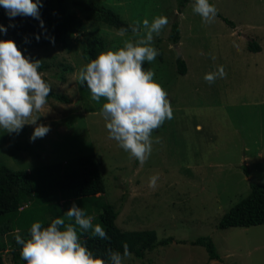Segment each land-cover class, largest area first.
I'll return each mask as SVG.
<instances>
[{
	"label": "rangeland",
	"instance_id": "obj_1",
	"mask_svg": "<svg viewBox=\"0 0 264 264\" xmlns=\"http://www.w3.org/2000/svg\"><path fill=\"white\" fill-rule=\"evenodd\" d=\"M93 1L107 3L141 29L144 18L167 16L168 23L153 34L159 54L142 66L157 69L154 79L166 89L172 111L174 107L177 111L151 133L152 150L145 161L130 156L108 135L101 114L105 98L93 100L86 83L79 82L87 62L81 54L83 34H74L67 49L53 46L23 53L46 65L39 71L51 90L46 104L32 115L50 130L30 141L33 124L25 123L19 133L0 128V163L33 172L40 185L37 169L56 163L71 167L77 158L95 153L105 190L101 197H83L82 208L94 219L106 202L117 211L115 224L121 230L153 229L157 240L172 237L171 243L159 244L143 257H124L123 264L264 263V224L217 227L220 216L249 193L252 183L264 185V49L255 53L247 48L250 39L264 47L259 41L264 35V0H211L232 25L218 15L205 23L193 12V0L181 12L175 0ZM174 19L180 25L176 44L167 39ZM85 27L84 33L102 32L114 49L144 34L141 30L121 36L115 28L93 20H85ZM179 55L186 64L183 75L177 73ZM221 68L227 69V79L215 86L204 82ZM153 175L157 179L150 186ZM208 235L218 259H209L203 246L192 243ZM4 258L11 264L7 253Z\"/></svg>",
	"mask_w": 264,
	"mask_h": 264
},
{
	"label": "clouds",
	"instance_id": "obj_2",
	"mask_svg": "<svg viewBox=\"0 0 264 264\" xmlns=\"http://www.w3.org/2000/svg\"><path fill=\"white\" fill-rule=\"evenodd\" d=\"M40 6L42 0H0V7L10 18L8 26L0 23V32L6 33L8 27L14 26L11 18L16 16H32L43 28ZM192 10L205 23L217 15L215 4L210 0H193ZM141 23L143 29L134 23L131 30L133 33L143 30V35L126 39L121 47L98 52L80 69L79 82L86 83L93 100L105 98L101 114L109 137L142 163L152 150L151 133L165 119H171L173 111L166 89L154 79L155 72L142 66L144 61H153L159 54L152 43L153 34L160 33L168 18L160 14L151 21L144 18ZM127 31L128 28L121 27L118 34L123 36ZM34 35L36 40L41 38L40 33ZM45 38L54 42V37ZM209 59L213 64L218 63L215 57ZM40 64V59L23 54L13 39L0 38V128L19 133L25 123L33 124L30 141L50 130V125L37 123V116L32 115L46 104L51 90L39 71ZM226 73L227 69L221 68L217 74L206 76L204 82L215 86L218 80L227 79ZM156 179L155 175L150 177V186L155 185ZM64 215L74 218V223H65L63 216L51 219L46 226L36 220L28 229L27 239L15 235V241L22 246L20 256L27 264H108L104 255H95L81 241L75 226L82 232L91 230L92 236L110 239L105 228L100 223L93 224V217L86 215L85 209L75 202ZM106 252L112 264H123V258L132 255L126 243L123 253L112 248Z\"/></svg>",
	"mask_w": 264,
	"mask_h": 264
},
{
	"label": "trees",
	"instance_id": "obj_3",
	"mask_svg": "<svg viewBox=\"0 0 264 264\" xmlns=\"http://www.w3.org/2000/svg\"><path fill=\"white\" fill-rule=\"evenodd\" d=\"M175 1L177 10L181 12L190 0ZM210 2L213 3L211 0ZM39 12L44 21L43 28H41L39 20L32 16H16L11 18L14 26L8 27L6 33L0 32V38L13 39L17 47L24 53L35 48L53 46L67 49L69 36L82 33L83 35L79 39L82 44L81 54L83 59L88 62L98 52L108 49L109 46L102 32L93 30L83 32V29L86 28L85 20L99 22L110 28H115L117 31L121 27H126L128 28L126 33H133L131 25L137 24L134 21H127L119 10L112 8L107 3L93 0H42ZM79 13L84 16V21ZM217 15L232 25V21L222 16L218 10ZM176 19L171 22L167 34L168 41L173 44H176L180 38V25ZM9 21L10 18L5 15L3 7H0V23L8 26ZM36 33L41 34L39 40L35 39L34 34ZM45 36L54 37V42ZM260 40L264 42V35L259 38ZM247 48L250 52L255 53L264 49L258 41L253 39L248 41ZM63 67L66 71L72 70L71 66L63 65ZM176 67L177 73L185 74L186 64L180 55L176 58ZM43 68H46V65L41 62L39 69ZM156 70L154 69V72ZM51 95L61 101H67V97L58 93L52 92ZM174 108L177 111L176 107ZM261 110L264 113V107ZM13 146L14 148L19 147L16 143H13ZM243 170L248 173L245 165ZM37 172L42 178L40 185H38L37 177L33 172H28L25 169H11L0 163V264H7L4 253L9 255L11 264H27L20 256L22 246L15 241L14 237L19 234L27 239L29 237L28 229L32 222L40 220L46 226L51 219L63 216L65 223H74V218L64 215L72 203L75 202L82 207L83 197H101L105 190L99 160L95 153L77 158L71 167L56 163L48 165L44 169H37ZM41 186H44V189H41ZM85 212L86 215H90L87 210ZM116 217L115 208L111 204L103 202L100 211L92 221L93 224L100 223L110 239L92 236L91 230L82 232L78 225L75 226L81 241L86 243L95 255H104L108 264H112L111 257L106 252L108 248L123 253V245L126 243L132 255L143 257L147 250H152L159 244L172 242L171 236L157 240L156 232L153 229L121 230L115 224ZM256 224H264V185L261 183H252L249 193L220 216L217 227L225 229ZM192 243L203 246L209 259L220 258L211 236H200Z\"/></svg>",
	"mask_w": 264,
	"mask_h": 264
}]
</instances>
